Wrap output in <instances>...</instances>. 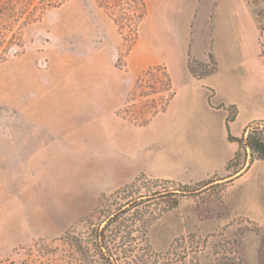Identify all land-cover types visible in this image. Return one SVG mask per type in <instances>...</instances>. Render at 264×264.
Returning a JSON list of instances; mask_svg holds the SVG:
<instances>
[{"label":"rangeland","instance_id":"rangeland-1","mask_svg":"<svg viewBox=\"0 0 264 264\" xmlns=\"http://www.w3.org/2000/svg\"><path fill=\"white\" fill-rule=\"evenodd\" d=\"M144 2L147 15L138 23L135 39L136 25H123L125 29L119 31L97 0H69L29 23L8 18L12 12L0 0V117L1 106L14 105L19 87L127 85L128 98L119 113L135 126H145L155 112H163L168 98L160 90L164 76L146 72L159 67L162 73H172L174 96L185 72L192 75L189 61L211 65L212 55L216 73L231 72L243 92L226 108L225 141L231 143L229 133L240 138L249 126H264V50L257 16L261 2ZM214 92L206 91L209 97ZM228 100L225 94L215 97V102ZM232 116L235 121L228 123ZM7 117H14V112ZM234 147L223 172L198 180L202 171L210 169L208 164L190 165L195 172L185 182L142 173L131 183L99 195L89 212L84 209L86 216L70 222L63 219L55 226L47 219L54 205L45 199L59 188L72 186V170L65 168L59 177L34 174L33 179L31 174L0 175L4 186L0 188V264H81L70 240L135 200L143 202L136 209L133 235L141 240L139 246L147 244L157 255L168 257L175 251L174 260L185 256V264L191 259L192 264H264V161L240 150L235 170L230 164L238 152ZM208 181H214L212 187H203ZM183 186L189 191L186 196L179 192ZM172 193L178 194L174 198L179 203L168 209L170 200L163 195ZM63 208V212L68 209Z\"/></svg>","mask_w":264,"mask_h":264},{"label":"crops","instance_id":"crops-1","mask_svg":"<svg viewBox=\"0 0 264 264\" xmlns=\"http://www.w3.org/2000/svg\"><path fill=\"white\" fill-rule=\"evenodd\" d=\"M184 75L165 111L145 126H135L119 113L128 98L127 85L17 88L14 105L1 106L5 116L0 117V175L31 174L33 179L34 174L59 177L65 168L72 170L71 187L44 197L54 205L47 219L55 226L63 219L70 222L86 216L99 195L131 183L142 173L185 182L195 172L190 165L208 164L210 169L204 168L198 180L223 172L235 149V144L225 141L226 108L243 92L231 72H215L202 80L187 71ZM210 89L215 90L211 97L206 93ZM218 93L229 100L215 102ZM9 111L14 117H7Z\"/></svg>","mask_w":264,"mask_h":264},{"label":"trees","instance_id":"trees-1","mask_svg":"<svg viewBox=\"0 0 264 264\" xmlns=\"http://www.w3.org/2000/svg\"><path fill=\"white\" fill-rule=\"evenodd\" d=\"M4 5L9 6L8 18L14 16L18 20L24 19V23H29L39 19L46 11L55 9L62 6L69 0H2ZM99 6L105 10L110 19L118 27L119 31H123L125 27L123 25H136V32L134 38L138 36V23L147 15L146 5L144 0H97ZM262 4L261 10L257 13L259 18V40L261 47L264 50V0H259ZM264 55V51L262 52ZM211 65L207 63H201L194 60L189 61L188 69L192 76L197 80H202L218 69V65L213 63V56L209 55ZM157 71L164 76L165 81L161 84L164 92L167 93V99L165 100V107L161 111H165L170 100L173 97L172 93V81L169 73L162 70L159 67L150 68L145 75H153ZM158 112L154 113V116ZM235 116L228 118V123L234 122ZM229 124L227 125V129ZM248 133L246 136L245 134ZM245 134L240 137H233L228 134V140L231 143H235L238 146V152L235 154L234 159L230 161V164L234 163L233 168L237 170V163L240 158V150L251 152L252 158H257L264 161V126L256 124L249 126ZM230 164L228 169H230ZM238 171L235 172V175ZM214 184V181H208L203 187ZM179 190L181 196H186L189 193L187 186L181 187ZM178 194L172 193V195H163L164 198H168L171 203L169 208H174L178 205V199L174 198ZM103 196L102 199H104ZM142 198V197H140ZM102 199L99 202V209L102 206ZM143 200L131 201L116 212H110L105 215V218L97 223L94 227L89 228L85 233L74 237L70 240L71 246L75 249L76 253L80 257L81 264H177L181 262L185 264L184 257L174 260L177 257L176 252L172 254L168 253V257L160 256L153 253L150 247L146 245L139 246L141 240L135 237L133 234L137 231L135 218L136 209L142 204ZM136 219V220H135ZM187 241V240H186ZM143 242V241H142ZM185 255V253H184ZM240 262L242 259L238 257ZM192 259L189 261L190 264Z\"/></svg>","mask_w":264,"mask_h":264}]
</instances>
